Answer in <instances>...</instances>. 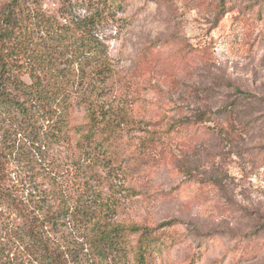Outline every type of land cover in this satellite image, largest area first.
<instances>
[{
  "label": "rangeland",
  "instance_id": "374dc122",
  "mask_svg": "<svg viewBox=\"0 0 264 264\" xmlns=\"http://www.w3.org/2000/svg\"><path fill=\"white\" fill-rule=\"evenodd\" d=\"M35 1V14L58 25L104 12L92 30L104 57H53L74 125L109 112L133 140L137 124L165 133L170 119L206 110L215 121L174 125L180 132L157 161L121 174L94 166L74 131L51 141L55 121L46 115L35 114L33 127L0 113V159L9 168L0 184V264H46L37 237L69 264H127L98 258L86 225L156 229L166 221L175 225L153 233L160 243L150 264H264V0H119L114 11L99 0ZM8 2L0 0V17ZM129 242L135 247L138 236Z\"/></svg>",
  "mask_w": 264,
  "mask_h": 264
},
{
  "label": "trees",
  "instance_id": "16d2710c",
  "mask_svg": "<svg viewBox=\"0 0 264 264\" xmlns=\"http://www.w3.org/2000/svg\"><path fill=\"white\" fill-rule=\"evenodd\" d=\"M29 1L33 5L36 3L35 0H9L1 11L0 113L6 117L37 127L36 121L32 124L30 120L35 119V114L46 115L48 121H55L51 136L48 137L51 141H62L74 131L80 138L79 147L86 149L94 166L100 165L121 174L142 173L140 164L145 165L150 159L157 161L160 157L158 148L174 132H180L174 125L205 126L215 121L214 114L206 110L192 119L177 121L174 125L169 124L173 120L170 119L165 126L171 129L165 133L153 130L150 123L145 127L137 124L131 128L139 133L133 140L128 136V130L125 133L121 129L122 124L117 123L109 112L104 114L94 111L89 114L85 124L74 125L71 121L72 102L68 85L53 57L62 50H67L73 57L83 60L104 57V47L92 35L93 28L99 24L104 12H97L96 17L89 21L72 18L68 24L58 25L51 18L35 14L34 9L29 7ZM101 1L103 7L111 8V11L121 8L119 0H99ZM158 1L168 4L175 0ZM34 31L39 37L41 33L44 35L45 38L42 39L48 41V46L41 44L42 40H33ZM10 59H20L23 62L19 64L20 68L25 70L19 71V68L10 66ZM23 75H28L29 80H25ZM239 93L249 97L246 93ZM8 170L5 160L0 159L1 185L7 180ZM93 223L90 227L86 225L88 248L103 260L128 258L127 264H132L130 256H133L134 264H150L152 251L160 243V238L153 236V233L175 225L174 221H166L156 229L138 225L107 228L98 222ZM130 236H138L135 247L130 245ZM35 240L38 251L42 248L45 253L42 258L46 264H69L61 253L51 250L42 238L37 237Z\"/></svg>",
  "mask_w": 264,
  "mask_h": 264
}]
</instances>
